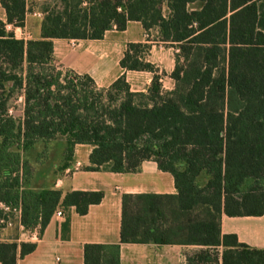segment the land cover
<instances>
[{"label":"trees","instance_id":"trees-1","mask_svg":"<svg viewBox=\"0 0 264 264\" xmlns=\"http://www.w3.org/2000/svg\"><path fill=\"white\" fill-rule=\"evenodd\" d=\"M29 1L0 0V203L20 207L24 228L40 233L59 209L87 214L104 192L43 187L86 144L87 170L133 173L155 161L177 193L124 194L120 244H86L84 264H121L126 243L222 247V264H264V250L221 235L223 214L264 215V0H51L40 39L25 41L7 25L25 28ZM129 22L157 28L176 50L172 91L157 74L134 92L125 75L100 89L56 68L54 39L101 40ZM149 50L128 44L121 68L155 73ZM19 94L23 111L11 114ZM36 248L0 242V263ZM210 260L202 252L193 262Z\"/></svg>","mask_w":264,"mask_h":264},{"label":"crops","instance_id":"crops-1","mask_svg":"<svg viewBox=\"0 0 264 264\" xmlns=\"http://www.w3.org/2000/svg\"><path fill=\"white\" fill-rule=\"evenodd\" d=\"M32 1H35L37 8L33 15L28 11L25 29L33 27V36L30 34V38L25 41L40 39L41 24L45 17L42 7L53 3L51 0ZM53 43L54 62L74 74L89 75L98 88H108L118 77L125 75L132 91L146 92L155 74L160 77L164 91H172L175 87L171 78L175 54L169 57L170 46L159 40L157 28L147 32L140 22H129L125 31L120 32L114 28L101 40L54 39ZM130 43L150 45L145 61L155 66V73L127 71L121 68L120 61ZM92 150L90 145H77L71 165L63 172H51L43 187L61 191L63 196L73 191H102L103 200L90 206L85 215H79L75 207L67 211L57 210L43 233H40L39 228L25 229L21 219H16L13 227L0 226V242H26L37 245L36 250L19 260L18 264H84L86 244H120L124 194L177 193L173 176L160 170L155 161L143 162L140 170L133 173L87 170ZM77 163H80L81 167L74 170ZM58 211L62 213L61 217L56 215ZM2 215L0 210V218ZM67 219L69 229L65 232L63 224ZM227 234H235L240 243L264 250V215L229 217L223 214L221 235ZM202 252L211 257L206 264H222V247L208 248L199 245L126 243L121 244L120 258L121 264H195L193 260H197V256Z\"/></svg>","mask_w":264,"mask_h":264},{"label":"rangeland","instance_id":"rangeland-1","mask_svg":"<svg viewBox=\"0 0 264 264\" xmlns=\"http://www.w3.org/2000/svg\"><path fill=\"white\" fill-rule=\"evenodd\" d=\"M29 13L31 15H33V12L36 11V8H37V5L35 3V1H31L29 2ZM0 18L3 19L4 21H6V16H5V12L4 10L0 7ZM33 27L31 28H20V29H17V27H14L12 25H7V30L10 31V32H13L14 35L16 36V38L18 39H23V37H26V38H30V36L32 35L33 36ZM31 34V35H30ZM74 48V47H72ZM176 50L172 47L169 48L168 50V53H169V57L171 58L172 57V54L174 55L176 52ZM55 66L56 68L61 71L63 74H71L73 75L74 73L69 71L67 68L63 67L61 64L59 63H55ZM167 69H169V66L167 65ZM102 89V88H100ZM24 99L23 97L21 96V94H19L17 97H15V99L12 101L11 103V106L13 107V111L14 113H16L17 115L21 114L22 111H23V108H24ZM1 228V227H0Z\"/></svg>","mask_w":264,"mask_h":264},{"label":"built area","instance_id":"built-area-1","mask_svg":"<svg viewBox=\"0 0 264 264\" xmlns=\"http://www.w3.org/2000/svg\"><path fill=\"white\" fill-rule=\"evenodd\" d=\"M26 39H27L26 37H23V40H26ZM10 113L14 114L13 108L10 109ZM80 167H81V164L77 163L75 165L74 170H78ZM68 172L70 173L71 170H69ZM0 210L3 213L2 217L0 218V226L13 227L14 221L16 219H21V208L20 207H13L5 203H0ZM56 215L58 217H61L62 213L58 211Z\"/></svg>","mask_w":264,"mask_h":264}]
</instances>
